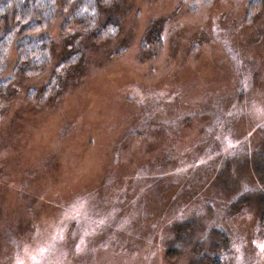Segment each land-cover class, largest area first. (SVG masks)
<instances>
[{
	"label": "rangeland",
	"instance_id": "rangeland-1",
	"mask_svg": "<svg viewBox=\"0 0 264 264\" xmlns=\"http://www.w3.org/2000/svg\"><path fill=\"white\" fill-rule=\"evenodd\" d=\"M253 1L57 0L28 37L49 39L37 75L14 30L0 56V264H264Z\"/></svg>",
	"mask_w": 264,
	"mask_h": 264
},
{
	"label": "trees",
	"instance_id": "trees-1",
	"mask_svg": "<svg viewBox=\"0 0 264 264\" xmlns=\"http://www.w3.org/2000/svg\"><path fill=\"white\" fill-rule=\"evenodd\" d=\"M56 1L57 0H34L32 2L30 1V3H25L24 0H6L4 3L0 4V27L3 26L4 22L7 21L8 18H10V17L13 19L12 22H15L14 28L8 30L3 35V37L0 39V56L4 54L5 47L6 48L9 47L10 41L13 38L14 30H20V32L25 34L24 41H22L23 45H21V46L19 45L20 61H22L23 63H29L30 64L29 66L32 67V69H30L32 71V73H35L36 75L43 73L44 72L43 70H45V68H46L44 66L46 61H44L42 63H41V61L47 55V50H48L47 44L48 43H46L45 41H47L49 39L31 41L28 39V37L30 35L37 34L36 29H38L41 26H44L47 23L55 20V14L57 12ZM73 1L74 0H63V3L69 9L71 7L70 4H72ZM188 1H190L192 3L193 0H188ZM198 1L200 2L199 4L196 3V0H194L195 3H193V5L198 6V5H201V3H202V5H204V6H209L215 0H198ZM257 2H258V0H254L253 3L250 4V12H252L253 8H256L257 6H259V4H257ZM94 6L96 9L97 6L93 4V7ZM79 11H82V9ZM108 14H109V16H111L110 17L111 20H114L112 18L115 15V12L110 11ZM79 15L81 16V13ZM68 19H70V18H68ZM16 20H17V22H16ZM110 27L112 28L115 26L111 25ZM68 46L73 47L71 45H68ZM68 46L65 45V48ZM77 54H79V52H77ZM75 55H76V53H75ZM2 58H3V56H2ZM70 64H72V63L69 62V60H61L56 66L57 69H56L55 73L58 72V68H61L63 66L68 67V65L70 66ZM18 68L19 67H17V70H18ZM72 69L76 70V68H72ZM53 78H54V76H53ZM58 79H59V77H58ZM1 84H2V86H4L3 82ZM0 88H1V86H0ZM7 93H8L7 88L5 90L0 89V102L2 101V99H4L6 97ZM8 96H9V93H8ZM257 173H258V178L260 179V181L264 185V167L259 168ZM261 204L263 206V223H264V196L262 197V203ZM215 264H219V262H215Z\"/></svg>",
	"mask_w": 264,
	"mask_h": 264
}]
</instances>
